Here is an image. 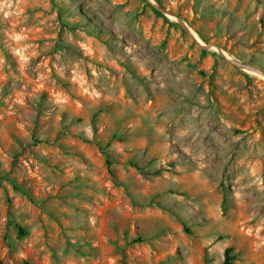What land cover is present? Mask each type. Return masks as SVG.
Listing matches in <instances>:
<instances>
[{
  "label": "rangeland",
  "instance_id": "rangeland-1",
  "mask_svg": "<svg viewBox=\"0 0 264 264\" xmlns=\"http://www.w3.org/2000/svg\"><path fill=\"white\" fill-rule=\"evenodd\" d=\"M228 249L264 264V0H0V264Z\"/></svg>",
  "mask_w": 264,
  "mask_h": 264
},
{
  "label": "trees",
  "instance_id": "trees-1",
  "mask_svg": "<svg viewBox=\"0 0 264 264\" xmlns=\"http://www.w3.org/2000/svg\"><path fill=\"white\" fill-rule=\"evenodd\" d=\"M200 36L203 38V36L201 35V33H200ZM102 151H103V149H102ZM104 153V152H103ZM104 155H106V153H104ZM107 165L109 166V172H110V174H112L113 175V171L111 170V162L110 161H107ZM22 231V230H21ZM229 251H230V249H228L227 251H226V260H225V262H224V264H230V261H231V259H230V257H228V253H229Z\"/></svg>",
  "mask_w": 264,
  "mask_h": 264
},
{
  "label": "water",
  "instance_id": "water-1",
  "mask_svg": "<svg viewBox=\"0 0 264 264\" xmlns=\"http://www.w3.org/2000/svg\"><path fill=\"white\" fill-rule=\"evenodd\" d=\"M185 27V29L190 33V35L194 38V36L192 35V33L188 30V28L186 27V26H184ZM243 68H245V69H249V70H251V71H255V69L253 68V67H250V66H243V65H241Z\"/></svg>",
  "mask_w": 264,
  "mask_h": 264
}]
</instances>
